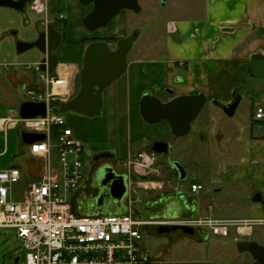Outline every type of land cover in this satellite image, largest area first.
Here are the masks:
<instances>
[{
	"label": "rangeland",
	"instance_id": "374dc122",
	"mask_svg": "<svg viewBox=\"0 0 264 264\" xmlns=\"http://www.w3.org/2000/svg\"><path fill=\"white\" fill-rule=\"evenodd\" d=\"M67 1L50 0L54 13L52 15L50 12L51 17L57 19L59 12L64 9L65 12L72 13L73 8L67 4ZM139 2L142 8L140 13L123 10L112 20L109 26L95 33L86 30L84 25L81 26V23L80 31L75 36L79 40L84 38L91 40L96 39V37L120 39L132 33H138V38L128 55V63L135 59H142L146 61L142 69H145V67L151 68L147 61L163 62L166 60L168 22L200 19L206 13L205 0H139ZM80 6L82 10L87 9V7ZM0 10V68H4V64L11 65L9 68H13L12 65H15L17 66L15 68L21 70L30 67L27 74L34 78L38 77L39 73L35 72L34 65L41 63L45 57L44 54L37 48L20 54L17 50V43L37 40L40 33H38L36 26L42 20L44 21V17L37 15L28 7L25 14L9 8H0ZM71 21L73 23L71 25L76 26L75 22ZM63 46H65L64 43L61 45V49ZM75 46L77 45L75 44ZM75 46L71 44L65 55L57 54L59 62L70 63L76 60L74 59L75 54H71L70 50H74V48L81 50V48ZM110 47L114 48L115 46L111 43ZM249 60L230 65L221 64L219 73L212 71L211 89H202L206 95H219L223 98L228 97L235 89H239L243 99L233 119L222 115L212 104H208L196 121L193 122L190 134L177 139L174 154L170 159L171 162H179L183 166L188 175L187 179L180 180L176 178L172 174L169 161L162 156H158L157 163L162 177L160 179L155 176L147 178L149 181L164 183V192L189 195L188 206L192 204L199 205L201 212L192 217H190V213H182L181 207L185 206L186 203L181 200L183 198L186 200L184 196L182 198L178 197L176 203L169 205L170 207L168 205L160 207L158 212H153L151 208L148 209V206L152 204L155 197L161 196L163 192L138 189L131 197V199L136 200L131 206L135 209V215L138 218L176 222L206 216L220 219L255 217L247 184L243 182L227 183L222 178L224 169L239 162H249L251 141L257 140L264 146V125L255 126L251 132V121L255 107L258 105L264 107V83L259 79L247 76ZM78 61L83 67V60L78 58ZM154 66L156 67V73L160 74V80L161 76L164 78L167 76L168 69L165 63ZM135 67L131 68L129 64L126 74L111 85L121 83V86L125 84L131 86L132 96L128 102H125L123 116L129 122L127 128L129 130L131 128L133 138L130 140L132 141L123 138L120 143L116 144L106 133L97 129L101 126L100 120L105 121L106 119L105 108L102 114L95 118L74 112H61L66 117L68 125L73 128L76 139L84 147V181L91 174L90 161L95 153L99 151L104 150L118 156L116 165L118 173H130L126 164L130 159L133 161L139 151L144 150L139 145L140 141H138L141 136H146L150 142L156 138L173 139L174 137L167 121L153 125H147L141 121L140 104L145 89L143 85H148L149 81L145 79L140 71L138 82L135 70L140 66ZM158 77L156 80H158ZM6 84L9 88L8 81ZM76 90L78 92L80 90V76L76 80ZM122 92L124 94V90ZM12 96L17 99V103L23 99L25 101L30 100L27 92L22 87L12 91ZM159 97L163 98V94L159 93ZM228 127L234 131V133H231L232 135L230 132L227 133ZM94 132L96 139H94ZM218 134H223V139L219 140L216 137ZM256 151L262 155L264 154V147L260 146L256 148ZM258 163L263 165L264 161H258ZM262 173H264V168L260 174ZM193 179L204 186V189L200 191V195L191 192ZM25 188L21 184L16 186V198L22 197ZM80 188L81 186L73 190V195L77 194ZM219 188L222 191H218ZM215 189L218 190L215 191ZM210 206L213 207L211 211ZM112 214L116 213L111 212L110 215ZM154 215L158 216L154 217ZM142 232L141 247L166 264H253L250 253H242L238 250L237 243L234 241L237 236L234 228L229 237L213 235L210 232L208 236H203L199 229H196L198 238L182 235L180 232L159 234L158 228L154 226L143 228ZM245 240L257 242L264 246V226H256L254 235ZM25 252V244L19 239L15 230L0 229V264H25ZM18 258L20 260L16 262Z\"/></svg>",
	"mask_w": 264,
	"mask_h": 264
},
{
	"label": "built area",
	"instance_id": "2783aa9c",
	"mask_svg": "<svg viewBox=\"0 0 264 264\" xmlns=\"http://www.w3.org/2000/svg\"><path fill=\"white\" fill-rule=\"evenodd\" d=\"M30 9L44 16L46 24L52 21L49 0H35ZM57 20L65 21L66 16L61 14ZM34 66L45 89L28 90L29 101L45 103L47 115L20 122L26 131L45 135L44 140L29 147L30 155L41 160L40 177L26 186L21 198H16L21 170L17 167L0 170V229L17 232L25 244V264H166L141 247L143 228L189 226L223 237H229L234 228L237 241H241L251 238L256 226H264V217L243 220L205 217L170 222L140 219L134 212L106 216L77 214L73 205L76 194L72 191L84 182V147L60 110L62 103L75 97L73 82L68 71L61 72L60 64L53 73L43 72L41 63ZM253 120L256 126L264 125L262 105L255 107ZM157 163V154L147 151H141L130 162L145 180L137 183L131 194L140 188L164 190V183L147 180L159 174ZM202 189V184H191L192 193Z\"/></svg>",
	"mask_w": 264,
	"mask_h": 264
},
{
	"label": "crops",
	"instance_id": "0c3cea01",
	"mask_svg": "<svg viewBox=\"0 0 264 264\" xmlns=\"http://www.w3.org/2000/svg\"><path fill=\"white\" fill-rule=\"evenodd\" d=\"M67 4L71 5L73 8L71 11L72 13L65 12V9L59 12V15L63 14L66 16L65 21L68 32L67 41L64 42L65 46H63L62 49L61 47L59 48L57 54L65 55L66 52L69 51V46H71V44H73V46L76 44L77 46L75 47L81 48V50L75 48L74 50H70L71 54H75L74 59L76 60L70 63L60 62L61 72L66 73L68 71V75L73 82L76 96L78 93L76 90V80L78 76H80V71L82 69L78 58L83 60L86 51L85 48L87 47H85L81 40L75 35L80 31V24L82 23L81 26H83V20L92 10V7L89 6L87 9L82 10L80 8L82 4L79 0H68ZM50 10L53 15L51 2ZM205 10V16L200 19L168 22L165 61H147V63L151 65V68L145 67V69H142L143 65L146 64L145 60L135 59L128 63V66L130 64L131 68L135 66L141 67V70L140 67L135 70L138 76V82L140 80V71L145 79L149 81L148 85H143V87H145L143 96L149 93L158 97L163 102H169L173 97L169 98L163 94L166 87L173 88L174 97L204 93V89H211L210 86H212V82L210 83V79L212 71L219 73V66L221 64L225 63L230 65L236 62L242 63L243 61L249 60L255 54H264V0H205ZM51 18L54 17L52 16ZM71 20L75 22L74 24H76V26L73 27L71 25L73 24ZM44 21L42 20L36 26L38 33H41L45 27ZM159 63H165L168 69L167 76L165 78L161 76V80L160 74L156 73V67L154 66ZM5 65L6 64L3 65V70L0 68V169L12 167L19 168L22 172L20 184L26 187L29 183L38 180L40 177L41 160L30 155L29 147L32 143L25 138V134L35 133L26 131L23 124L20 122L22 118L19 114V109L21 104L25 102V99L17 103V99L12 96V91L17 90L18 87H22L28 94V90L30 89L43 90L45 86L39 76L34 78L27 74L30 67L26 68L24 66L25 68L21 70L20 68H15L17 67L15 65H12L13 68H6ZM10 66L11 65H9V67ZM214 66L217 67L214 69ZM157 77L158 80H156ZM176 78L178 80H176ZM7 81L9 82V88L6 84ZM161 82L162 84H160ZM121 85V83H116L104 92L106 119L105 121L100 120L101 126L97 127L99 131L101 130L103 133H106L109 138L111 137L116 144L120 143L123 138H127L128 140L133 138L131 128L130 130L127 128L129 122H127V119L123 116L125 102H128L132 96L131 86L128 84L124 86ZM122 90H124V94ZM159 93L163 94V98H165H160ZM141 121L144 122L142 118ZM94 139H96L95 132ZM138 141H140L139 145L141 146V144L144 145L146 141L149 140L146 136H141ZM260 146L264 147L257 140L252 141L251 161L248 163L239 162L224 169L222 173L224 181L227 183H245L247 180H254L257 182L258 187L264 188V173L260 174L264 168V164L261 165V163H258V161H264V154L261 155L256 151V148ZM115 158L118 159V156H115ZM131 161L130 159L126 164L130 170V173H128L130 177V192L136 188L137 183L145 181L144 178L140 177L134 171L130 165ZM157 168L159 167L157 166ZM153 176L160 179L162 174L159 170V174ZM192 183L201 184L195 179L192 180ZM133 185L134 187H132ZM220 189L221 188H219L218 191H222ZM192 194L200 195L201 192ZM132 196L133 193H130L128 206L122 214H127L129 212L136 213L135 209L131 206L134 201L136 202L134 198V200L131 199ZM250 199L252 202L253 198L250 197ZM172 200L175 201L174 199L161 201L160 196H157L153 199L152 204L148 206V209L151 208L153 212H158L160 207L171 205ZM181 200L186 202V206L188 205L187 199L185 200L183 198ZM252 204L255 217H264L263 206L253 202ZM186 208L191 211L189 212L191 214L190 217L201 212L199 205L196 206L192 204ZM209 209L211 211L213 207L210 206ZM75 211L77 214L87 216V214H82L76 209ZM203 211L205 212L206 210ZM155 216L157 217L158 215H154V217ZM233 219L243 220L251 218ZM199 230H201V235H209L208 230ZM234 241L237 243V237L234 238Z\"/></svg>",
	"mask_w": 264,
	"mask_h": 264
},
{
	"label": "water",
	"instance_id": "95a60500",
	"mask_svg": "<svg viewBox=\"0 0 264 264\" xmlns=\"http://www.w3.org/2000/svg\"><path fill=\"white\" fill-rule=\"evenodd\" d=\"M35 0H0V8L13 9L25 14L27 7ZM84 7H92V10L83 20L84 27L89 32H96L110 25L123 10L140 13L142 11L139 0H79ZM138 38V33H133L130 37L121 38L116 48L103 41L91 43L85 51L83 67L80 71V90L71 100L64 102L60 106L61 112H74L84 116L95 118L102 114L104 108V92L127 72L128 55L132 50L134 42ZM62 42V34L53 24L47 25L37 40L33 42H18V52L24 53L37 48L44 54L41 61L43 72L53 73L58 68L60 62L57 52ZM248 77L263 80L264 83V54L253 55L248 64ZM173 95L174 91L171 90ZM232 103L228 105L220 104V108L228 115L234 116L237 108L242 102V95L239 89L233 91ZM208 103L205 93L194 95H183L174 97L169 102H163L158 97L145 94L141 101L140 114L146 124L153 125L162 121H167L173 136L177 138L185 137L191 132L192 123L199 117L202 110ZM19 114L22 119H33L46 117L47 106L45 103L25 101L21 104ZM25 138L30 143L45 139L43 134H25ZM169 144L164 141L154 143L151 151L158 155L168 154ZM173 147L170 148V153ZM178 172L180 180L187 179V173L179 162L173 164ZM121 188L118 198L122 199L127 192V183L120 176L113 182V188ZM253 203L261 204L264 208V200L261 193H257ZM183 231L186 235H195V228L189 226H160L159 234L171 233L173 231ZM238 250L242 253L248 252L254 259V264H264V246L253 241H240L237 244Z\"/></svg>",
	"mask_w": 264,
	"mask_h": 264
},
{
	"label": "flooded vegetation",
	"instance_id": "af4514ba",
	"mask_svg": "<svg viewBox=\"0 0 264 264\" xmlns=\"http://www.w3.org/2000/svg\"><path fill=\"white\" fill-rule=\"evenodd\" d=\"M49 6H50V2H49ZM28 7L30 8V5ZM49 24H53L55 26V28L59 32H61V34H62L61 45L64 42H66L68 32H67V28L64 27L63 21L57 20L54 17V18H52V21L49 22ZM49 24H46L44 21L45 27L43 28L42 31H44L46 29L47 25H49ZM92 33H95V32H92ZM131 35H127L124 38L130 37ZM88 39L89 38H84L83 40H81L83 44L87 45V47L93 42L103 41V42L108 43L109 45L111 43L114 44L115 47L112 49H115L117 42L121 38L118 39V41L116 43H114L115 38H113V37H111V38L96 37V39H91V40H88ZM61 45H60V47H61ZM176 80H178V79L176 78ZM261 82H263V80H261ZM171 90H173V88L166 87L164 89L163 94L169 98H172V97L174 98V94L173 95L170 94ZM232 94H233V92H232ZM232 94H230L226 98H223L219 95H207L208 103L206 104V106L208 104H212V106L219 113H221L222 115H224L230 119H233V118H235L239 107L237 108L234 116H228L219 106L220 104L228 105V104L232 103V100H233ZM140 116H141V114H140ZM255 123L256 122L254 120L251 121V132L254 130L255 126L257 125ZM191 130H192V126H191ZM228 132H230V134L234 133V131L230 127L227 128V133ZM227 135H229V134H227ZM223 136H224L223 134L222 135L218 134L216 137L219 138V140H220L221 138L223 139ZM177 139L178 138L175 136L173 137V139L156 138L151 142L146 141V143L144 145L141 144V146L144 148L143 151L152 152L151 149L153 148L155 142H157V141L167 142L170 146L169 148H167L168 154H162V155L157 154V156H162L166 160L169 161V164L171 165L170 169L172 171V174H174V176H176V178L179 179L178 172L176 171V169L173 166V164L175 162H171L172 160L170 159L171 156L174 154L175 143H176ZM171 146L173 147L172 153H170ZM250 146H251V143H250ZM251 151L252 150L250 147V155L252 153ZM140 152L141 151H139V153ZM250 161H251V158L249 157V162ZM117 163H118V159H116L112 153H109V152L104 151V150L95 153L92 160L90 161L91 174H90L89 178L82 183L81 188L79 189V191L76 194V198H75V201L73 203L74 209L78 210L82 214H87V216H106V215H110L111 212H115L116 214H122V212H124V210L128 206V198H129V193H130V180H129L130 177H129L128 173L120 174L116 171ZM120 176L123 177V179L127 183V192L125 193V195L123 196L122 199H119L117 196L118 194H120L122 189L119 187H117L115 189L113 188V182L118 180V178H120ZM245 183L247 184V187L250 191V197L251 198H253L257 193H261L262 198L264 200V188L258 187L257 182L254 180H247ZM203 189H204V186H203ZM216 190H218V189H215V191ZM183 196L187 200H189V198H190L189 195H183V194L178 195L175 192H172V193L169 192L168 193V192L163 191V194L160 196V200L163 201V200H167V199L168 200L174 199L176 201V200H178L177 199L178 197L182 198ZM175 201L172 200L171 204H173V203L175 204L176 203ZM187 206L185 205V206L181 207L182 213L188 214L189 212H191L186 208ZM173 232H180L182 235H186L181 230L173 231ZM188 236H190V235H188ZM192 237L198 238L197 233L195 232V235H193ZM241 241L246 242L247 240H241ZM238 242H240V241H237V244H238ZM253 264H254V259H253Z\"/></svg>",
	"mask_w": 264,
	"mask_h": 264
},
{
	"label": "trees",
	"instance_id": "16d2710c",
	"mask_svg": "<svg viewBox=\"0 0 264 264\" xmlns=\"http://www.w3.org/2000/svg\"><path fill=\"white\" fill-rule=\"evenodd\" d=\"M64 27H66V21H63ZM118 39H114V43H116ZM256 124V123H255ZM57 129L54 130L55 133H57Z\"/></svg>",
	"mask_w": 264,
	"mask_h": 264
}]
</instances>
